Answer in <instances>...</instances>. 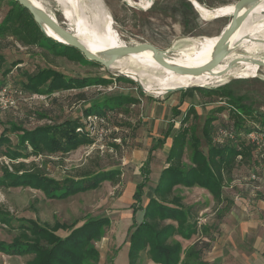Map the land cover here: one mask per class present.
I'll return each instance as SVG.
<instances>
[{"label": "rangeland", "instance_id": "obj_1", "mask_svg": "<svg viewBox=\"0 0 264 264\" xmlns=\"http://www.w3.org/2000/svg\"><path fill=\"white\" fill-rule=\"evenodd\" d=\"M9 1L0 0V31H2L0 34V80L16 85L25 79L26 73L51 68L68 77H90L92 79L105 77L111 82L107 85L93 84L84 88L51 93L25 91L24 99L1 115L0 128L14 123L25 129H33L77 117L83 121L84 109L114 95H132L138 99V102L102 113L109 115L107 118L109 127H104L107 133L102 140H98V132L89 129L90 135L95 140L92 143L80 145L68 153L30 155L18 160H10L5 155L0 156V175L3 173L4 166L7 165L12 169V163L21 161L26 164L28 170L39 171L57 180L66 177L79 178L84 174L117 169L121 171L119 181L106 180L96 189L82 191L63 199L49 198L41 189L30 186L5 187L0 185V206L15 219H33L49 228L57 223L68 226L69 228H60L56 231V234L61 237L68 235L73 227L82 225L87 219L107 216L110 219L109 224L104 227L101 237L91 243V247L98 251V255L95 258H87L83 264H130L129 238L133 231L132 224L134 220L142 219V210L136 212L134 219L132 211L134 199L127 191L128 187L130 183L143 178L141 165L150 155L151 162H153V164L150 163L153 173L150 172L152 176L150 175L149 183L144 187L142 205L145 206L149 197L153 195L158 181L156 178L162 167L166 165L168 150L171 146L167 144L168 141L171 143V139H167L166 143L159 146L153 153L146 154L150 147L147 145L149 139L156 135L155 131L143 125V115L141 116L140 110L144 109L146 112L149 106L152 107L156 102L164 101L172 96L178 104L172 107L167 126L170 124L177 126L174 127L176 131L186 109L190 105L194 107L197 105L195 109L198 117L191 118L188 125L193 127L196 135L203 141L202 128L207 115L211 109L222 105L223 102L214 101V98L193 89L152 95L146 93L134 79L118 78L117 74L107 71L97 62L90 61L82 53L76 61L68 59L61 53H55L48 47L51 44L50 40H45L48 46H27L13 31L3 32L6 26L5 16L10 7ZM98 1L112 15V31L117 36V43L150 42L165 50H171L184 43L182 40L185 37L219 35L232 16L210 19L196 6L197 10H195L192 4L191 8L183 9L184 2L188 0H152L153 4L149 9L130 5L128 0H125L126 2L124 0ZM236 1L201 0L213 10L220 7V4ZM45 5L63 26L72 30L73 26L66 20L54 0H46ZM216 5L220 6L211 8ZM95 12L94 7L90 10L89 17H92ZM184 17L188 18V24L183 23L182 18ZM238 51L242 52L241 49ZM259 73L260 75L255 77L232 78L224 83L202 87L221 89L228 94V97L236 99L264 118V67H261ZM184 100L188 103L186 109L180 107ZM175 109L181 112L180 115H175ZM164 131L163 129L161 137ZM18 133L9 132L8 135L13 143L17 140ZM5 147L6 145H3L1 151H4ZM203 148H206L204 141ZM189 156L190 150L187 149L184 155L186 164L190 162ZM255 169L261 170L262 165L255 164V161L251 164L241 163L231 175L226 177L223 187V196L226 199L223 198L227 201L225 206L220 203L221 201H216L206 188L197 185L176 186L175 194L181 197L186 208L193 209V215L189 217L196 225V232L190 238L175 235L170 240L171 242L179 241L182 245L180 264L207 263L208 252L212 250L211 241L204 240L202 236L209 234L211 227L215 228L213 225L223 218L225 210L231 208L233 195L237 196L235 199L242 193L246 194L249 200L258 197L257 192L260 189L255 192V196H252L243 185ZM13 222L16 225L17 221ZM18 234V229L0 222V241L11 243ZM33 258V254L16 255L0 251V264H29ZM138 264L159 263L143 252Z\"/></svg>", "mask_w": 264, "mask_h": 264}, {"label": "trees", "instance_id": "obj_2", "mask_svg": "<svg viewBox=\"0 0 264 264\" xmlns=\"http://www.w3.org/2000/svg\"><path fill=\"white\" fill-rule=\"evenodd\" d=\"M10 7L6 13L4 33L13 31L27 46H48L45 40H50L48 46L55 53H61L68 59L79 60L82 55L79 50L60 43L48 37L35 21L32 14L16 0H10ZM183 9L191 8L190 2L185 1ZM188 24V18H182ZM2 31H0V34ZM118 78L129 80L126 77ZM6 82V81H5ZM0 80V84L5 83ZM111 82L105 77H68L63 73L43 68L34 73H26L25 79L18 85L30 93H51L60 90L84 88L88 85H107ZM214 101L223 104L211 109L207 115L203 128V141L196 135L188 121L198 117L197 110L190 105L181 121L180 126L171 136L172 143L167 155L166 165L163 166L153 195L149 197L145 206L142 205L144 187L149 181L150 162L141 166L143 179L137 184L133 194V217L142 210V219L134 220L133 231L129 238L130 264H138L143 252L159 264H180L182 245L179 241L171 242V238L180 235L190 238L196 232V225L192 223L190 215L192 208H186L181 197L175 194L178 185L186 187L200 186L206 188L218 202L223 200V187L226 177L231 175L241 163H252L253 147L248 140V134L264 128V118L252 112L236 99L228 97L221 89L193 87ZM138 99L132 95H114L102 102L94 103L83 111V115L92 113L102 114L107 110L124 108L126 105L137 103ZM111 103V104H110ZM175 115L180 111L175 109ZM119 113V111H116ZM173 125L167 136L171 134ZM223 128L232 133L233 137L221 142L214 138ZM9 132H19L13 143ZM95 140L86 129L81 118L67 119L52 125L38 126L25 129L14 123L0 128V156L5 155L10 160L27 158L30 155L68 153L80 145L92 143ZM165 143L158 140L149 150H153ZM6 145L4 151H1ZM190 150L189 164L184 161V155ZM12 169L4 166L0 175V185L5 187L30 186L41 189L47 197L63 199L73 194L96 189L102 182L120 180L121 171L110 169L94 174H84L79 178L66 177L61 180L47 177L39 171H30L24 162L12 163ZM14 220L17 221L16 225ZM0 222L18 229L19 234L11 243L0 241V251L7 254H33L29 264H83L87 258H95L98 251L91 247V243L101 237L104 227L110 222L107 216L87 219L82 225L73 227L69 234L61 237L56 234L60 228H69L57 223L49 228L36 220L15 219L8 211L0 206Z\"/></svg>", "mask_w": 264, "mask_h": 264}, {"label": "bare ground", "instance_id": "obj_3", "mask_svg": "<svg viewBox=\"0 0 264 264\" xmlns=\"http://www.w3.org/2000/svg\"><path fill=\"white\" fill-rule=\"evenodd\" d=\"M38 7L44 9L50 15L45 5L46 0H30ZM60 7L66 20L73 26L72 31L93 52L99 53L106 49L117 47L116 34L112 31V22L109 12L98 0H54ZM198 10L210 19H216L233 14L234 3L224 4L217 9H210L199 3L198 0H190ZM48 2V1H47ZM130 5L142 9L150 8L152 0H128ZM96 8L94 15L89 17L92 8ZM148 7V8H147ZM244 11V10H242ZM94 12V9H93ZM231 17V16H230ZM50 37L55 40L66 41L55 31L46 27ZM220 35V34H219ZM219 35H201L197 37H185L179 44L167 51L166 59L172 64L185 66H198L208 62L213 49L219 39ZM231 54L215 68V73H203L198 76L180 74L158 63L151 50L131 54L115 61L110 68L112 73H123L142 85L146 93L161 95L180 87L214 85L224 83L232 78H248L259 76L261 67L252 61H244L245 57L256 58L264 61V0H260L251 14L234 32L230 38ZM241 49L242 52L238 51ZM242 59L235 67L226 73L218 75L226 69L232 59ZM262 77V76H261ZM216 85V84H215Z\"/></svg>", "mask_w": 264, "mask_h": 264}, {"label": "crops", "instance_id": "obj_4", "mask_svg": "<svg viewBox=\"0 0 264 264\" xmlns=\"http://www.w3.org/2000/svg\"><path fill=\"white\" fill-rule=\"evenodd\" d=\"M188 1L192 4V1ZM198 1L202 5L206 6V4L201 2V0ZM192 5L195 10H197L195 5ZM220 5L211 6V8ZM172 98L173 97L171 96L164 99V101L156 102L154 106H149L146 112H144V109L140 110L141 116L143 115V125L145 127H149L150 130L155 131L156 137L150 138L149 143H147L150 147L153 146L159 139L164 140L166 143L167 139H171V136L175 132L174 127L177 126L173 125L171 134L167 136L170 129V125L167 126V124L169 122L172 107L178 104ZM187 104V100H184L180 107H184V109H186V106H188ZM197 107L198 106L195 105L196 109ZM176 124L178 125V122ZM163 129L165 131L161 137ZM171 143L168 141L167 144ZM150 147L146 151V154H149ZM170 147L168 153L170 151ZM155 150H153L152 153ZM148 158L149 156L146 160H148ZM150 163L153 164V162ZM151 166L152 165H150V169ZM160 173L156 178L157 180ZM150 175L152 176V174ZM142 179L130 183L127 191L132 194V197L137 184L140 183ZM257 194L258 197L256 199L249 201L247 199L248 196L244 193L240 194V196L236 199L235 197L237 196L233 195V205L231 208L225 210L223 218L219 219V222L213 225L215 228L211 227L209 234L202 236L204 240L211 241L212 250L208 252L209 256L206 259V264H264V184ZM224 198L220 202L221 204H224L223 206L227 205V201H225Z\"/></svg>", "mask_w": 264, "mask_h": 264}, {"label": "water", "instance_id": "obj_5", "mask_svg": "<svg viewBox=\"0 0 264 264\" xmlns=\"http://www.w3.org/2000/svg\"><path fill=\"white\" fill-rule=\"evenodd\" d=\"M16 1L19 2V4H21L32 14L37 24L40 26V28L44 31V33L48 37L50 36L46 31V27L58 33L66 41V43L59 40L56 41L76 48L90 61L97 62L106 69L110 68V66L120 58H123L131 54L140 53L146 50H151L154 54L155 60L164 67L180 74H191L194 76H198L206 72H210L213 75L217 74L215 73L216 72L215 68L220 66V64L231 54L233 50L230 44V38L232 37L234 32L242 25V23L247 19V17L251 14L252 10L255 8L256 4L260 0H237L234 3V9L231 19L228 22V24L223 28V30L220 32L219 39L213 49V53L210 60L205 64L198 66H185L179 64H172L166 59V54L168 50L162 49L150 42H137L134 44H124L117 47L106 49L99 53H95L90 48H88L76 36V34L73 33V31L69 27L63 26L55 17L47 13L44 9L38 7L30 0H16ZM192 4L194 3L192 2ZM243 60L252 61L253 63H257L260 67H264L263 60L256 58H249V57H245ZM240 61H242V59H238V58L232 59L228 63L226 69L220 71L218 75L226 73L229 69L235 67ZM115 74L121 77H128L127 75L119 72ZM140 86L142 87V85ZM193 87H202V86H192L189 88L180 87L176 90H186Z\"/></svg>", "mask_w": 264, "mask_h": 264}, {"label": "built area", "instance_id": "obj_6", "mask_svg": "<svg viewBox=\"0 0 264 264\" xmlns=\"http://www.w3.org/2000/svg\"><path fill=\"white\" fill-rule=\"evenodd\" d=\"M25 94V90L19 86L11 85L8 82L0 84V117L10 108H14L20 100L24 99ZM108 116V114L96 113L84 116L83 122L86 129L98 132V140H102L103 136L107 133V131H104V127H109L107 121ZM105 130H107V128ZM231 137H233L232 133L221 128L214 140L221 142ZM248 140L253 147V161H255V164L259 163L262 165L261 170H253L252 174L248 177V181L243 183L246 189L250 191L249 194L255 196V192L259 189L261 190L264 184V128L251 131L248 134Z\"/></svg>", "mask_w": 264, "mask_h": 264}]
</instances>
